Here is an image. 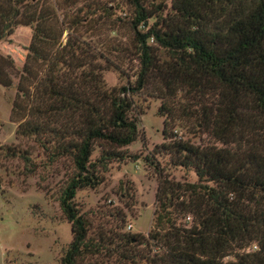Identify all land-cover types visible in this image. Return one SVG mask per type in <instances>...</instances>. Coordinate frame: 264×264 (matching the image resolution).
<instances>
[{
	"label": "trees",
	"instance_id": "16d2710c",
	"mask_svg": "<svg viewBox=\"0 0 264 264\" xmlns=\"http://www.w3.org/2000/svg\"><path fill=\"white\" fill-rule=\"evenodd\" d=\"M121 1L132 15L130 47L104 52L118 51L135 75L109 88L103 73L123 67L74 33L87 15L108 19L110 6L91 0L95 8L85 5L82 20L65 23L59 12L71 20L75 0H0V84L16 91L15 135L34 138L49 162L67 159L72 168L59 198L72 234L61 264H264V0ZM14 47L19 58L8 53ZM144 91L161 102L168 140L145 160L165 154L197 183L171 180L156 164L152 229L112 233L109 248L102 237L90 239L75 198L100 186L108 165L140 140L132 96ZM181 124L207 141L173 136ZM6 154L30 160L19 148Z\"/></svg>",
	"mask_w": 264,
	"mask_h": 264
},
{
	"label": "rangeland",
	"instance_id": "374dc122",
	"mask_svg": "<svg viewBox=\"0 0 264 264\" xmlns=\"http://www.w3.org/2000/svg\"><path fill=\"white\" fill-rule=\"evenodd\" d=\"M75 2L68 11L71 20H65L63 13L59 12L60 21L69 23L75 16L82 20L85 5L93 6L91 0ZM95 2L110 6L112 15L106 20L96 18L92 21L87 15V20L74 35L84 39L89 47L103 54L113 65L123 67L124 74L112 66L105 71V85L109 88L125 86L134 81V66L122 62L118 51H104L118 44L130 47L131 11L121 0ZM152 22L149 20L148 25ZM66 37L67 33L63 35V42ZM8 53L14 58L22 56L16 47ZM98 63L104 65L100 59ZM15 95L14 88L0 84V264H61L72 234L70 224L60 209L59 198L72 168L67 159L49 162L34 138L17 139V125L10 119ZM132 100L133 115H137L139 120L140 140L124 150L127 154L124 160L108 165L107 171L102 173L104 181L100 186L81 190L75 198L78 209L89 221L90 239L102 237L104 242L101 245L109 248L112 246L107 245L111 241L108 235L112 233L147 236L152 229L158 188L156 164L171 180L197 183V177L191 170L173 166L165 154L156 155L155 164L145 160L156 146L168 142L163 136L164 117L158 113L161 102L146 91L133 95ZM171 133L195 145L207 141L205 136L193 128L186 129L182 124L175 126ZM14 147L26 152L29 162L7 156V148ZM98 154L99 150H96L92 160ZM190 220L189 217L186 219L187 222ZM255 249L254 246L247 251ZM84 263H87V257ZM136 264L146 263L137 261Z\"/></svg>",
	"mask_w": 264,
	"mask_h": 264
},
{
	"label": "built area",
	"instance_id": "2783aa9c",
	"mask_svg": "<svg viewBox=\"0 0 264 264\" xmlns=\"http://www.w3.org/2000/svg\"><path fill=\"white\" fill-rule=\"evenodd\" d=\"M131 228H132L131 225H129L128 229L131 230Z\"/></svg>",
	"mask_w": 264,
	"mask_h": 264
}]
</instances>
